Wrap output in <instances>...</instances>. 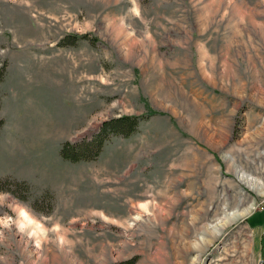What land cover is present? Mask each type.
<instances>
[{
	"label": "rangeland",
	"instance_id": "rangeland-1",
	"mask_svg": "<svg viewBox=\"0 0 264 264\" xmlns=\"http://www.w3.org/2000/svg\"><path fill=\"white\" fill-rule=\"evenodd\" d=\"M0 73V264H264V0H0Z\"/></svg>",
	"mask_w": 264,
	"mask_h": 264
},
{
	"label": "trees",
	"instance_id": "trees-1",
	"mask_svg": "<svg viewBox=\"0 0 264 264\" xmlns=\"http://www.w3.org/2000/svg\"><path fill=\"white\" fill-rule=\"evenodd\" d=\"M88 37L87 34L82 36L69 35L67 44H76L80 38ZM3 80V73H0V82ZM1 107V100H0ZM151 114L141 115H123L116 118L104 120L98 131L91 137L79 142L66 141L61 145L60 154L64 160L71 162L93 161L96 160L103 151V147L107 140L112 136H130L139 130L141 123L148 120ZM4 125V119H0V132ZM24 181H16L11 179H0V191L14 192V188L19 187ZM28 188V185H26ZM36 207V206H35Z\"/></svg>",
	"mask_w": 264,
	"mask_h": 264
},
{
	"label": "bare ground",
	"instance_id": "bare-ground-1",
	"mask_svg": "<svg viewBox=\"0 0 264 264\" xmlns=\"http://www.w3.org/2000/svg\"><path fill=\"white\" fill-rule=\"evenodd\" d=\"M241 177L243 178V180H247V182H251L253 184H258L259 185L261 183L260 180H258L257 178H255L253 176H250V175H244L243 174Z\"/></svg>",
	"mask_w": 264,
	"mask_h": 264
},
{
	"label": "clouds",
	"instance_id": "clouds-1",
	"mask_svg": "<svg viewBox=\"0 0 264 264\" xmlns=\"http://www.w3.org/2000/svg\"><path fill=\"white\" fill-rule=\"evenodd\" d=\"M7 195H9V196H10L11 194H10V193H7Z\"/></svg>",
	"mask_w": 264,
	"mask_h": 264
}]
</instances>
